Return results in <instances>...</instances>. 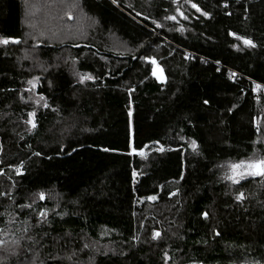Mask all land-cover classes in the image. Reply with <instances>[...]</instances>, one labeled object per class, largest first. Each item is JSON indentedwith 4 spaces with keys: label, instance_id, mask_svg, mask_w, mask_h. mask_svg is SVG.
I'll list each match as a JSON object with an SVG mask.
<instances>
[{
    "label": "trees",
    "instance_id": "16d2710c",
    "mask_svg": "<svg viewBox=\"0 0 264 264\" xmlns=\"http://www.w3.org/2000/svg\"><path fill=\"white\" fill-rule=\"evenodd\" d=\"M0 19V264H264L261 178L225 179L264 155V0H0Z\"/></svg>",
    "mask_w": 264,
    "mask_h": 264
},
{
    "label": "snow or ice",
    "instance_id": "6c2138e0",
    "mask_svg": "<svg viewBox=\"0 0 264 264\" xmlns=\"http://www.w3.org/2000/svg\"><path fill=\"white\" fill-rule=\"evenodd\" d=\"M113 3H116V0H113ZM193 8H196V10L199 12L201 11V9L199 7H197L196 4L192 5ZM225 7H227V5H225ZM204 15H207L206 13H202ZM181 15H183L181 13ZM168 19H172L175 20L176 17L175 16H170L167 17ZM186 18V17H185ZM145 19H147V17H145ZM159 26V25H158ZM237 39H239V37H237ZM9 41L8 39H3L0 38V43L3 44H7ZM14 43H18L19 41H13ZM246 45L249 46H255L251 40L245 39L243 41ZM152 63L155 64L156 61L153 59ZM158 79L162 78V72H161V76L157 77ZM93 79V77L91 75H84L81 77V83H83L85 80H90ZM30 84H33V81H29ZM35 86V85H34ZM256 89H260L261 85L257 84ZM41 99H43V97H41ZM205 103L207 104L208 101H205ZM44 107H48L47 104L44 105ZM30 117H34L35 113H29ZM27 123H29L32 127V129H35L37 127V124L35 122L34 119H29L28 121H26ZM257 131L259 132L260 129L259 127H257ZM191 147L193 149V151H195L197 149V144L195 141H192L191 143ZM159 151H164V149L161 147L160 149H158ZM104 151H109V149L105 148ZM35 155L39 156L40 153H35ZM129 155H140V156H144V152L143 151H137V149L135 147L132 148V151L129 153ZM23 167V165L21 164L20 167H17L15 169V172L17 175H22L23 173L21 172V168ZM221 167H223V165H221ZM4 173L2 171H0V175H3ZM135 175V173H134ZM256 178L259 177L261 178V184L264 185V155H258L256 152H254L251 156H248L246 158H241L239 160H231L227 162V173L225 175V179L230 180L233 184L239 185L241 183V181L247 180L248 178ZM183 178V177H181ZM173 195H175V193H173ZM0 196H9V193L6 192H0ZM39 199L40 200H44L45 196L44 193L41 192L39 193ZM148 200L150 201H155L157 199V197L155 195L153 196H149L147 197ZM245 199L244 193L240 192L237 196H236V200L237 201H243ZM21 211H23L25 208H31L32 206L30 204L28 205H19ZM3 215V214H0ZM205 217H207V213H204ZM39 217H47V212L46 211H40L39 212ZM11 222V221H10ZM0 231H2V229H0ZM160 232L156 231L153 233V239H156L158 237H160ZM216 235H220L219 232L216 233ZM4 241L0 240V245H3ZM85 248L88 247V245L84 246ZM72 257L69 256L68 259H71ZM253 264H259V262H253Z\"/></svg>",
    "mask_w": 264,
    "mask_h": 264
},
{
    "label": "rangeland",
    "instance_id": "374dc122",
    "mask_svg": "<svg viewBox=\"0 0 264 264\" xmlns=\"http://www.w3.org/2000/svg\"><path fill=\"white\" fill-rule=\"evenodd\" d=\"M61 5H63V4H61ZM65 14V13H64ZM63 13H60L59 14V19L64 15ZM75 19V21H74V23H71L73 20ZM78 19H82V15H79V17H78ZM65 20H66V28L68 29L67 30V32L68 33H71L70 32V27H72L73 28V31L74 30H76L78 33L79 32H82L81 31V29H82V27H81V25H78L77 24V20H76V18L74 17V16H66L65 17ZM25 24L27 25V22L25 21ZM0 30H1V19H0ZM16 46L15 45H13V46H11V47H9V55L10 56H13L15 59V61H16V59L17 60H19V59H21V61L23 60V58H24V61H26V60H28L29 62H31L32 64L34 63V61L28 56V54H24V52L22 51V54H21V56H20V52H18V49H17V51H16ZM153 66H154V73H155V75L158 77V76H161V72H162V70H161V68L155 63V64H153ZM161 82L164 80V78H163V74H162V78L161 79H159ZM258 90V89H257Z\"/></svg>",
    "mask_w": 264,
    "mask_h": 264
},
{
    "label": "built area",
    "instance_id": "2783aa9c",
    "mask_svg": "<svg viewBox=\"0 0 264 264\" xmlns=\"http://www.w3.org/2000/svg\"><path fill=\"white\" fill-rule=\"evenodd\" d=\"M224 6V5H223ZM228 71H229V73L234 77V76H236V75H240L238 72H236V71H234V70H232V69H228ZM254 83H255V86L257 85V84H259V85H261V88L260 89H256V87H255V91H256V93L258 92V93H260V91L262 92H264V84H262V83H259V82H255L254 81Z\"/></svg>",
    "mask_w": 264,
    "mask_h": 264
}]
</instances>
